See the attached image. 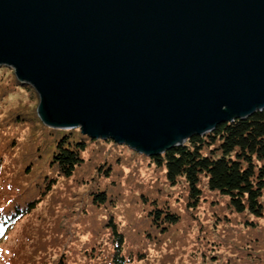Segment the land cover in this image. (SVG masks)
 Segmentation results:
<instances>
[{"label":"water","instance_id":"obj_1","mask_svg":"<svg viewBox=\"0 0 264 264\" xmlns=\"http://www.w3.org/2000/svg\"><path fill=\"white\" fill-rule=\"evenodd\" d=\"M0 65L44 124L157 155L264 108V0H0Z\"/></svg>","mask_w":264,"mask_h":264},{"label":"trees","instance_id":"obj_2","mask_svg":"<svg viewBox=\"0 0 264 264\" xmlns=\"http://www.w3.org/2000/svg\"><path fill=\"white\" fill-rule=\"evenodd\" d=\"M26 88L30 92L34 90L21 83L10 67L0 65V183L13 192L7 204L0 207V242L8 239L11 229L32 215L37 204L60 184L70 187L72 198L69 196V200H76L72 204L71 219L63 228H55L36 241L25 236L23 246L21 244L10 251L13 255L9 256V263L26 242L30 243L33 252L39 254L52 249L51 244L57 246L58 251L64 249L73 237L76 238L73 221L83 223L90 232V238L77 248L85 257L84 264L130 263L134 256L133 244L137 240L142 239L140 246L145 248L149 243H159L177 228L180 213L168 205L169 193L163 190L165 186L177 191L174 194L176 200L177 195L185 193L183 205L187 211L194 208L198 199L208 191L223 197L225 208L231 213H246L252 217L245 220L255 227V231L259 226L257 219L264 222V108L245 118L217 123L203 135H192L181 145L157 155L139 152L152 170L146 179L149 185L147 194L142 195L149 200L146 203L149 206H139V212L142 215L145 212L140 223H126L130 231H120L112 214L104 210L106 201H134L135 195L124 196L121 188L128 182V176H140V168L149 172L144 167L146 163L130 167L118 152L113 151L111 147L119 143L111 139H91L83 135L79 127L65 129L44 124L36 111L38 100L28 107L6 99L12 97L9 93L15 89L29 94ZM30 96L39 97L37 93ZM88 151L90 154L86 157ZM116 153L117 156H113ZM85 171L88 176L81 174ZM136 186L142 187L143 184L137 182ZM78 201L81 202L76 206ZM130 212L134 215L132 209ZM101 214L104 217L100 218ZM226 216L225 220L230 218ZM97 218L99 220L95 221ZM149 228L158 234H153ZM231 237L230 245L239 249L243 240L235 234ZM197 240L201 241L195 235ZM261 247L264 254V224L260 226L257 243L251 249ZM136 254L137 259L143 256L140 250Z\"/></svg>","mask_w":264,"mask_h":264},{"label":"rangeland","instance_id":"obj_3","mask_svg":"<svg viewBox=\"0 0 264 264\" xmlns=\"http://www.w3.org/2000/svg\"><path fill=\"white\" fill-rule=\"evenodd\" d=\"M26 91H29V94H27V92H18L17 89H15L13 92L9 93L12 97L10 98L7 96L6 99L13 103L26 105L28 107L36 103L37 100L39 103V97L30 96V94L36 95L37 92L35 89L33 92H30V90L26 88ZM111 148H113V151L118 152V154L123 157L122 159L127 161L130 167L144 162L146 163L144 167L149 170V172H145L140 168V176H137V174L128 176V182L124 183L121 188V193L124 196L135 195L134 201H125L122 203H116L111 201V199L106 201L104 210L112 214L119 225V230L122 231L126 229L130 231V227L126 225V223H140L145 212L143 211L142 215L139 212V206L141 208L142 206L148 205L146 203H148L149 200L146 201L142 195L147 194L149 185L146 183V179L149 178V173H151L152 170H150L148 161H145L143 156L129 145L119 143L117 146H112ZM89 154L90 152L88 151L85 156L87 157ZM109 154L110 153H108V155ZM113 156H117V153L113 154ZM139 166L138 164L137 167ZM81 174L88 176L87 171ZM131 180L134 182H131ZM137 182L142 183L143 186L137 187ZM88 184L89 183H86L85 186H88ZM82 188H84V186L78 189ZM69 189L70 187L66 184H60L57 189H54L50 195L43 198V200L37 204L32 215L30 214L23 218L16 224L15 228L11 229L8 239H4L0 242V264H84L85 257L77 248H80L82 243L90 238V232L86 230L87 228L83 226V223L81 224L75 221L72 222V226L75 228L76 238L73 237V239L66 244L64 249L59 248V251L63 250L62 252L57 250V246L55 247L51 244L50 247L52 249L49 248V251L41 254L38 252L35 253L32 251L30 243L26 242L24 247L18 249L17 253H15L12 263H9L11 255H13L10 251H14V249L17 248L16 246L21 244L23 246L26 241L25 236H27L29 240L36 241L37 238L51 233L55 228H63L67 224L68 220L71 219L70 215L73 201L76 200V198H73L72 201L69 200V196L71 197ZM163 190L169 193V195H167L168 205L170 207L174 206L177 212L180 213L181 219L177 222V228H174L176 231L173 229V231L167 233L159 243H149L145 248L140 246L143 240L141 239L140 242L137 240V242L133 244V261L127 264H249L251 261H253V264H264L263 248L251 249L253 245L257 243L260 226L264 224L261 219H257L259 226L256 227L257 229L255 231V227H253L249 221L246 222L245 220L249 218L253 219L252 217H249V215L246 216V213H231L225 208V200L223 197H219L208 191L205 192L203 197L198 199L197 205L194 208L188 209L187 211L184 209L183 205L185 202V193L177 195L176 200L174 199V194H176L177 191H172L171 188L166 186L163 187ZM153 191L154 189H152V194H154ZM12 195L13 192L1 182L0 207L5 206ZM262 201L264 203V194L262 196ZM80 202L81 201H78L76 206H78ZM76 206L75 208H77ZM131 209L134 215H130ZM216 214L219 218L216 216L217 218L214 221ZM103 215L104 214H101L100 218L104 217ZM226 215L230 216L227 220H225V217H227ZM188 218L189 221H187ZM94 220L95 219L92 221ZM98 220L97 218L95 221ZM149 229L152 232V229ZM152 233L155 235L158 234L154 231ZM106 234H108V232H106ZM233 234L243 240V244L239 249H233L232 245H230L233 240V237H231ZM195 235H197L201 241L198 242L197 240L196 242ZM194 245H198V248H193ZM139 250L143 253V256L137 259L136 253ZM244 250L246 253H244ZM255 253L262 254L258 256ZM89 258L90 257L87 256V259Z\"/></svg>","mask_w":264,"mask_h":264}]
</instances>
